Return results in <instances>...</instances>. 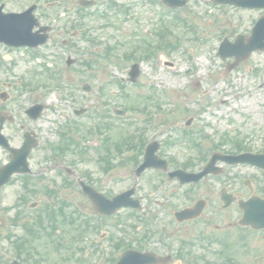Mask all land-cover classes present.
Masks as SVG:
<instances>
[{"label":"rangeland","instance_id":"obj_1","mask_svg":"<svg viewBox=\"0 0 264 264\" xmlns=\"http://www.w3.org/2000/svg\"><path fill=\"white\" fill-rule=\"evenodd\" d=\"M152 1L115 0L116 4L120 6L125 4L130 9L128 20H126L125 15H122L123 13L116 15L113 11L108 12L106 18L97 15L92 18L95 11L102 9V6L96 10L92 9L91 17L85 20V23L89 24L87 36L93 39L94 43L84 41L78 28H73L74 21L72 20L75 18L66 17L64 20H54L53 33L61 31V37L72 40L77 47L64 48L60 47L59 44L53 47L47 46L45 50L50 52L44 61L48 63V67L39 66L37 62L33 64L34 58L29 51L19 49L5 51L4 56L7 59L4 62L8 72L2 78L10 82L11 113L13 115L14 112L19 113L14 123V130H7V132L12 136L14 145L22 140L21 124L24 125V129H29L38 137L37 148L33 150L30 156L29 165L34 176L28 178L31 182H36L35 187L39 191L29 193L23 190V178L18 176L0 190V250H3L0 257L1 262H4L3 264H9L11 258L14 257V252L11 246L8 247L10 243L5 236L11 230L13 235L24 233L20 223H33L35 217L54 206L56 207L54 209L63 207L64 214L68 215L71 211L69 203L74 202L76 204L78 200L90 207V203L79 192L71 188H66L67 191L55 197L46 196L41 192L43 186L56 180L53 176L57 172H53L51 168L44 171L39 181L35 175L39 170L46 169L47 165L56 161H53V155L48 144H57L60 141L57 132L64 130L70 138L78 140L79 145L76 149L80 153L73 152L67 158L76 161L75 166L79 172L85 171L100 178L98 153L104 150V136L108 135L109 138L116 139L114 128L121 126L126 127L125 131L134 133L143 122L141 113L136 114L127 111L123 118L110 113L112 127H108L105 130L106 133L103 134L101 131L98 135L96 134L97 125L102 121L97 120V116L88 119L91 113L90 109L92 112L102 114L108 109L111 112V108L114 106L124 107L123 109L127 106L137 108L138 104L142 105L141 98L137 95H147L154 92L159 95L161 93L163 98L160 100V104L163 110L150 112H153L152 117L165 119L164 126L158 127L164 129L160 136L162 139L174 141L166 149L170 153L180 154L177 157L181 160L194 156L196 150L191 147L188 139L182 138L176 122L182 123L186 118L185 116L195 113L199 116L195 124L202 128L198 129L201 135L195 139L198 140L200 136L206 134L210 140L217 141L225 136L229 139L232 138V140L233 138L241 139L246 148L264 150V51L253 52L231 71L227 69V64L232 62V59L225 58L222 60L216 55L217 47L223 39V35L220 34L223 29L227 28L230 31V41H233L239 33L249 34V28L253 21L246 13L229 9L228 14L225 10H220L219 7L209 6L206 4L207 0L190 1L192 12L188 14L187 21L190 22L192 28H188L179 23L174 25L173 14L167 12L164 25L172 33L169 39L176 43V48L158 50L157 54L150 59L138 62L140 63V75L135 84L124 81L123 87H121L115 82L116 78L127 77L126 73L133 64L130 60L121 61L120 55L123 51L129 50L135 44L143 43L145 39L155 41L152 32L157 30L156 23L160 6L155 0ZM234 14H241L242 16L237 19ZM161 25L162 23L158 24V28ZM73 34L78 38L73 39L75 37ZM105 45L116 46L120 58L112 55L108 59L98 60L94 64L95 67H87V69L77 62L68 67L65 65L67 55L78 58L77 60L84 57L90 59L93 58L90 54L92 48L96 47V52H99ZM46 68H49V72L52 71L51 77H47L48 70ZM83 83L92 87L89 93L82 90L81 85ZM102 87L104 91L101 94L100 88ZM102 101L107 103L102 104ZM170 101H173L177 107L172 108L175 106H172ZM35 102H41L47 107L39 118L32 121L22 112L25 107L35 104ZM81 107H86L87 112L81 117H75L73 109ZM131 121L134 123L131 124ZM130 124L132 126H129ZM148 130L146 133L147 141L156 132L152 131V126ZM80 134H83L84 137H81ZM229 144L228 142L226 146L228 147ZM111 148L114 155L113 147L111 146ZM220 148L226 149L224 146ZM4 159L5 157L0 152V161H4ZM220 175L227 177V181L232 180V192L239 193L241 188L240 193L244 197L249 195V192L241 182L243 179L254 177L255 183L259 187L264 184V174L262 175L253 166L224 167L223 173ZM112 176L111 179L100 183L103 193L110 189L113 190V194H116L128 185V182L124 183L128 176H125L124 170H119L117 174H112ZM140 191L144 190L141 189ZM255 192L264 197V193L259 192V189H256ZM20 198L22 201L19 200ZM63 200L68 203L65 202L62 205ZM212 201L216 202V198H212ZM32 202L37 203V206L29 207ZM212 205L216 206L215 204ZM208 212L215 214L216 217L214 222L209 221L205 224L208 228L207 233H212L214 239L222 238L219 237L223 235L222 226L226 227L227 225V221L219 222L220 219L229 217V219L236 220L240 217L235 205H232L228 211H220L219 214L213 209H209ZM18 213L21 214V217L18 224L14 225L8 219L15 217ZM118 218L127 221L128 212L126 210L120 211ZM60 219L58 218L51 239L46 238L47 231L51 230V226L47 221H44L42 223L43 228L47 231H41L37 234L38 240L32 241L38 252L33 251L38 253V257L50 258L48 261L50 263L45 262L44 264H52L53 259L56 260L55 263L57 264L72 262V260L66 261L65 259L70 255H75L81 246L79 240H71L70 237V235H74L79 222L75 220L73 224L69 225L64 218L68 224L66 225L62 224ZM134 219L132 218V221ZM204 221L206 219L201 218L199 224ZM214 225L222 226L220 230L216 231ZM231 227L230 230H227V238L233 241V254L250 253L243 264H264V233L255 230L242 233L236 229L234 223ZM63 230H65V234H63ZM142 232L140 231L137 237L142 236ZM61 235H63L62 238ZM241 236L248 238L243 244L238 242V239H242ZM89 237L94 238L95 233L89 232ZM182 238L179 232L172 236L166 234V239L173 242L174 250L179 247V241ZM203 239L198 241L192 250L210 255L213 248L212 243L206 236ZM59 243L66 245L67 248L62 250V245ZM240 246L243 247V251H239ZM57 256H60L61 259L56 258ZM63 257L65 258L63 259Z\"/></svg>","mask_w":264,"mask_h":264},{"label":"flooded vegetation","instance_id":"obj_2","mask_svg":"<svg viewBox=\"0 0 264 264\" xmlns=\"http://www.w3.org/2000/svg\"><path fill=\"white\" fill-rule=\"evenodd\" d=\"M81 1L83 0H0V12H20L33 5L32 11L34 17L39 24L43 25L54 20H64L66 17L75 18V20L81 18L85 13L84 10L77 6L80 5ZM90 1L98 4L101 1L109 0ZM249 11L260 15L264 13V10L258 8ZM47 33L46 42L44 44L55 46V44L61 43L65 47L73 45V42L69 39L62 38L60 36V32H56V34H54L49 30ZM6 71L7 69L4 68L0 56V80L4 77ZM1 84L2 87L0 88V91L5 92L3 90L4 82L1 81ZM2 97L3 94L0 95V113H3L4 115H11L9 99L2 100ZM7 130H13V120H5L2 129V133L7 137L11 145L12 138ZM159 147L160 148L156 151V155L158 157L156 165L158 168L150 167L141 172L140 177L138 178L140 183L138 186L137 183L135 187L134 193L137 192L138 195L134 194L133 197L140 201V205H142L143 208L141 213L128 209L127 212L130 216L127 221L120 222L118 213L110 214L108 216L102 215L98 213L93 206L94 217L92 221L89 222L92 224L90 226L95 229V239L89 238L88 233L84 232L83 240L81 242L82 246L79 248L83 252H76L75 255H70L65 260H72V262H68L67 264H113L121 256L120 253L126 248L137 249L140 252L150 251L158 256H162V258H168L166 262L161 259V262L156 264H185L182 260L176 261L174 259V253L172 252H185L188 249L193 251L192 249L195 248V246H193L194 243L204 240L203 238L205 236L209 241H211L213 246L212 251H210L211 256L208 259V261H212L213 264L230 263L237 261L236 259L242 257L241 255L233 254V241L227 238V230L231 229L229 219H227V229L223 230V235L219 236L222 237L221 239H214L212 233H207L208 228L205 226V224L209 221L214 222L216 219L214 216L215 214H210V212H208L209 209H213L217 214H219L222 210L221 206L223 205L220 200L221 194L219 193L220 188L223 186L221 182H218V184L221 185L216 187V182L212 183L215 178L207 177L200 179L196 182V184H180L177 178H170L168 173L177 169L187 171L192 168L198 169L201 166L197 164L193 167L194 161L189 158L184 161H180L177 159L176 155L170 153V151L164 147L162 142ZM0 150L3 152V155L8 157V153L5 149L3 150L0 148ZM133 156H138L140 158L139 163L143 158V154L127 152L126 158L124 157L122 159V164L125 166L123 168L124 174L126 176L133 175V182L129 184V187L126 190L134 186V172L136 167L139 165L138 163L136 167L131 166L133 165V161H129V157ZM197 160L198 159L195 161L198 162ZM2 164L3 163H0V165ZM106 165H108L109 169L106 170L105 175L109 173L112 174V159H109ZM164 166H166V169H164ZM54 167H57V165L55 164ZM101 173L104 174V172ZM111 174L109 175L110 179L112 177ZM68 177L74 179L73 183L70 182ZM68 177L65 174L53 176L56 180L50 181L47 188L55 190L56 195H61L62 192L67 191L66 187L72 188L73 186H79L78 179L81 178L79 175H77L76 178L69 175ZM91 177L90 185L92 188L96 189L98 192H102L100 186V183L102 182H100L97 177H94L93 174ZM86 180L88 179L86 178ZM129 180L130 178L128 177L125 182L129 183ZM141 189L144 191H140ZM102 195L106 199L111 198L114 195L113 190L107 189V192H102ZM214 197L216 198V202L212 201V198ZM84 198L91 204L90 200L87 199L86 196H84ZM197 199H202L203 202L202 205L204 206V210L201 215L197 219L180 222L178 218H176V212L186 209L187 207H191L194 203H196ZM212 204H215L216 207ZM78 206L82 210L83 201H81ZM72 209L73 207H71V210ZM138 213L141 214L140 217H137ZM78 218L81 219L83 225L89 223L87 217L85 218L83 215H78ZM132 218H135L134 221H132ZM201 218H205L206 221L199 224ZM220 220L223 221V219ZM214 228L218 231L221 227H219V225H214ZM140 231H143V234L142 236L137 237V234ZM176 232H179L183 238L179 241V247L174 250L173 242L166 239V234L172 236ZM162 252H164V254ZM194 252L196 253V251ZM56 258L61 259L60 256H57ZM64 258L65 257H63V259ZM202 259L204 261L207 260L206 258ZM38 260L40 263L42 261L50 263L48 262L50 258L42 257ZM200 260L201 258L199 257V261L196 260V262L199 264ZM55 261L53 259L51 263L57 264ZM190 263H195V261H188L186 264Z\"/></svg>","mask_w":264,"mask_h":264},{"label":"water","instance_id":"obj_3","mask_svg":"<svg viewBox=\"0 0 264 264\" xmlns=\"http://www.w3.org/2000/svg\"><path fill=\"white\" fill-rule=\"evenodd\" d=\"M167 1L169 4H172L171 1L172 0H164ZM3 34H5V38H6V43L7 44H22V43H28L31 40V35L28 33V27L25 24H21V25H15V24H10V26H5L3 31ZM252 40H253V45L256 44V38H257V32H254V34H252ZM257 46H264V43H260L258 42ZM133 70L130 72V74H133ZM38 110H40L39 106L33 107L31 109L28 110V112H30V115L33 118H36V116L38 115L39 112H37ZM32 145H34V143L32 142V140H27L25 144H23V147L19 150H16L15 153H13L12 151V160L10 161V163L6 164L5 167L0 169V186H2L10 177V175L13 172H27L28 168L27 164H26V156L29 152V150L31 149ZM257 158V157H256ZM257 165H259L260 167H264V161L256 162ZM88 193L90 194V196L92 195V191L89 190ZM120 195H118L119 197ZM116 197V199L113 200V210L115 208H118L119 206H121L122 202L119 201V198ZM116 200V202H115ZM255 204H258L260 206L263 207L264 209V203L261 202L260 199H258L257 197H253L250 201H247L245 203V205H250L253 206ZM243 205V204H242ZM244 205V206H245ZM243 218L240 221V223H250L251 226L253 227H264V216L262 217L261 214H256L255 212L253 213H249V212H245L243 213ZM264 215V214H263ZM126 259H124V262H127L128 264H130V260H133V264H143L144 260L142 259L143 256H141L139 253H127L126 255ZM123 260V258H122ZM131 263V264H132ZM118 264H123V261H119Z\"/></svg>","mask_w":264,"mask_h":264}]
</instances>
